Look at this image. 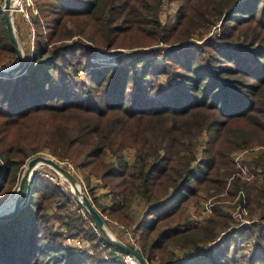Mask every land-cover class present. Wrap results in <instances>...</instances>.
<instances>
[{
  "label": "trees",
  "instance_id": "1",
  "mask_svg": "<svg viewBox=\"0 0 264 264\" xmlns=\"http://www.w3.org/2000/svg\"><path fill=\"white\" fill-rule=\"evenodd\" d=\"M31 1L32 55L20 73L0 76V203L25 161L47 149L79 170L104 221L130 230L148 264H264V149L250 161L260 180L233 176L225 187L231 151L264 145V0H173L178 8L164 20L162 0ZM15 57L0 8V63ZM39 171L26 201L0 220V264H129L79 202L85 216L71 207V193ZM225 188L220 199L244 191L256 220L231 228L216 203L189 225L190 205ZM53 219L92 251L66 243ZM245 234L252 246L242 253Z\"/></svg>",
  "mask_w": 264,
  "mask_h": 264
},
{
  "label": "rangeland",
  "instance_id": "2",
  "mask_svg": "<svg viewBox=\"0 0 264 264\" xmlns=\"http://www.w3.org/2000/svg\"><path fill=\"white\" fill-rule=\"evenodd\" d=\"M3 1L4 0H0V7H2L3 5ZM22 1V7L24 9V13L18 9L16 10H12V19H13V25L15 28V33H16V37L18 40V44L19 47H21V50L23 51V53L25 54V56H29L32 55L33 49H34V41H35V24L33 22V16L36 13V8L33 4V2L31 0H14L13 1V7L14 5H17V8L20 5V2ZM178 8V3L176 1L173 0H162L161 3V7H160V11H159V16L162 20L165 19L166 15H168L169 12H173ZM28 15L29 19L32 21L33 23V36H32V32L31 29L29 28V25L26 23V18L25 15ZM213 27V26H212ZM211 27V29H212ZM210 29V30H211ZM214 32H211L212 35H216L219 33V29H213ZM206 36H209V32L206 34ZM191 42H197L198 39L196 37H193L190 39ZM165 45L163 43H160V46ZM129 51L128 49H124L121 51V53H127V51ZM112 52H117L116 50H113ZM114 55V53H112ZM10 63L12 62H6V63H0V65H10ZM161 77V76H160ZM84 75L82 72L79 71V76L77 77V79L81 80L84 79ZM158 81H160L158 79ZM207 138V134L203 133L199 138H198V145H197V156L200 157L202 155V147L203 144L205 142ZM261 143V142H260ZM259 142H256L252 145L246 146V147H240L238 149H235L233 151H231L230 153V157L233 161L235 170L232 173L231 176H229V178H227V183H226V188L229 186V182L232 179L233 176H238L242 179L245 180H260L261 179V174L258 173V171H260L259 167H256L254 165L251 164V158L252 156L255 155V153L261 151L264 149V145L260 144ZM41 153H47L49 156H52L47 149H45L43 152ZM133 151L132 150H127L125 152V156L126 158L128 156H132L133 155ZM54 157V156H52ZM55 158V157H54ZM57 160H59L60 162H62L63 165L69 167V168H73V173L76 174V176L79 178V180L81 181V185L83 186L85 192H86V182L85 180L82 178L81 173L79 172V170H77L74 165L72 163H70L67 160H60L58 158H56ZM25 165V164H24ZM23 169V168H22ZM36 169H39L40 174H44L46 175L50 180L54 181L55 183L59 184L60 187L63 188V190L70 194L73 198V200L71 201V207L72 208H77L79 209V211L81 212V214L85 215L84 209H81L78 207V202L79 200L76 198V196L74 195V193L71 191L70 187L68 186L69 182L66 180H63V178L59 177L58 173L53 170L51 167H49L46 164L40 165L39 167H37ZM22 172V170H21ZM21 172L16 173L17 176V181L19 180V177L21 175ZM95 177L94 176H90V184L95 185V189H94V193L96 194L97 198H99V196H103V192H99L97 189V182H95ZM101 181V180H100ZM18 183V182H17ZM16 186V185H15ZM14 188L10 191V193L8 194V196L6 198L7 202H11L12 201V194L14 192ZM226 188L218 193H214V191L208 194H204L203 196H205L199 206H195V205H190L188 211H189V219H188V223L191 226H196V225H200L204 222V220L212 214L213 212V206L216 203H219L221 205V208L224 210V212H226L227 214L230 215L231 219L233 220V224L231 225V228H235V229H241L242 227H244L245 225H248L249 223H251L252 221L256 220V216L255 215H250L249 214V210L247 209V207H245L246 204V196L244 191L239 190L237 192V194L234 196V198H227L225 197V199H220V196H225L226 195ZM106 191V190H105ZM87 193V192H86ZM105 196V194H104ZM5 198V199H6ZM99 202L103 203V202H107V200L104 199H98ZM80 203V202H79ZM206 206L209 208L208 210L206 209ZM86 210V209H85ZM50 224L53 225L54 229L57 231H62L63 233L65 232L64 235V241L66 243H68L66 241V236H71V234H68V232L65 230L64 226H62L59 222H57L56 220H51ZM106 225V229L109 233H111V235L117 237L116 234H119L120 236H123V238L125 237V235L123 234L125 229L122 226H119L118 224H114V223H108L105 222ZM229 230V229H228ZM227 230V231H228ZM76 236H78L81 240H83L82 236H80L79 234H77ZM119 238V237H118ZM244 241L242 242V247H244L245 249H241L238 250L243 251L242 253H247L248 249L250 246H252V239L248 234L244 235ZM121 239V238H120ZM243 240V239H242ZM126 241L129 243V239L126 237ZM83 242L87 243L86 241L83 240ZM69 244V243H68ZM79 248V247H77ZM81 248H87L90 251H92L90 244L87 243L86 246L83 245V247ZM176 250V248H175ZM177 253L181 254L182 250H177ZM236 264H245L243 262V260L241 259L239 262H237Z\"/></svg>",
  "mask_w": 264,
  "mask_h": 264
},
{
  "label": "water",
  "instance_id": "3",
  "mask_svg": "<svg viewBox=\"0 0 264 264\" xmlns=\"http://www.w3.org/2000/svg\"><path fill=\"white\" fill-rule=\"evenodd\" d=\"M1 9L3 11L4 23L8 37L16 53L14 61L10 63L11 67H9L8 69L0 68V76L9 77L15 76L17 73H20L22 71L26 56L21 50V47H19L18 40L16 37L12 19L13 8H11V0H4ZM40 162H44V164L51 167L61 177L68 181L69 184L76 186V189L71 191L79 200L80 204L90 214L94 225H96L100 232L107 238V240L111 244L114 245V247L120 249L126 254L133 256L139 264H148L147 260L139 249L132 247L131 245L124 242L122 239L111 235V233L107 231L103 216L90 200L89 196L81 185V181L79 180V178L73 172H71L65 165H63L62 162L52 156H49L47 153H38L29 157L25 161V165L23 166L18 183L16 184L14 192L11 195L13 198L12 205L9 207V209L2 210L6 208L5 204L8 198L4 199L0 203V220L14 215L17 212V209L26 201L30 191V181L32 179L33 173L36 170V167L38 166V164H40ZM2 170L3 162L0 160V179L2 175Z\"/></svg>",
  "mask_w": 264,
  "mask_h": 264
},
{
  "label": "built area",
  "instance_id": "4",
  "mask_svg": "<svg viewBox=\"0 0 264 264\" xmlns=\"http://www.w3.org/2000/svg\"><path fill=\"white\" fill-rule=\"evenodd\" d=\"M1 8V7H0ZM13 9L14 10H16V9H18V10H20V11H22L23 13H24V9H23V7H22V1L20 2V5H19V7L17 8V5H14V7H13ZM25 15V18H26V23L29 25V28L31 29V32H32V36H33V23H32V21L29 19V17H28V15H26V14H24ZM219 29V25L217 24V25H215V26H213L212 27V29L209 31V35L211 34V32H214L213 31V29ZM219 32H220V30H219ZM67 167V166H66ZM71 172L73 171V168H69V167H67ZM260 169V168H259ZM59 177H61L60 175H58ZM61 178H63V177H61ZM63 180H65L64 178H63ZM206 209L208 210L209 208L206 206ZM83 216H85L84 214H83ZM119 225V224H118ZM119 226H121V225H119ZM124 228V227H123ZM125 229V228H124ZM124 235H125V237H127L128 239H129V245H131L132 247H134V248H137V249H139V247H138V245H137V243L135 242V240H134V237L132 236V233H131V231L130 230H127V229H125V231H124V233H123ZM66 241L69 243V245H71V246H73V247H79V248H81V247H83V245L84 246H86L87 245V243H85V242H83V240H81L78 236H76V235H71V236H66ZM122 256H123V258L125 259V261H127L129 264H139L138 262H137V260L133 257V256H131V255H129V254H126V253H122Z\"/></svg>",
  "mask_w": 264,
  "mask_h": 264
},
{
  "label": "crops",
  "instance_id": "5",
  "mask_svg": "<svg viewBox=\"0 0 264 264\" xmlns=\"http://www.w3.org/2000/svg\"><path fill=\"white\" fill-rule=\"evenodd\" d=\"M127 150H132L134 153H133L132 156H128V157L126 158V156H125V152H126ZM134 157H135V151H134V149H132V148L125 149V151H124V158H125L128 162H131V161L134 159ZM95 182H97V189H98V191H99V192H103V196H99L98 199L100 200V199L102 198V199H104V200H107L106 203H108L109 200H110V195H109V193L107 192L106 187L103 185V183H102L98 178L95 179ZM105 190H106V191H105ZM104 194H105V196H104ZM103 203H105V202H103Z\"/></svg>",
  "mask_w": 264,
  "mask_h": 264
},
{
  "label": "bare ground",
  "instance_id": "6",
  "mask_svg": "<svg viewBox=\"0 0 264 264\" xmlns=\"http://www.w3.org/2000/svg\"><path fill=\"white\" fill-rule=\"evenodd\" d=\"M13 1L14 0H11V8H13V6H12L13 5ZM9 67H11V65H0V68H2V69H8ZM43 164H44V162H40V164H38L37 167H39L40 165H43ZM68 186L70 187L71 190H75L76 189V186L75 185L68 184ZM12 203H13V199H12L11 202H6V204H5L6 208H4L2 210L9 209V207L12 205Z\"/></svg>",
  "mask_w": 264,
  "mask_h": 264
}]
</instances>
